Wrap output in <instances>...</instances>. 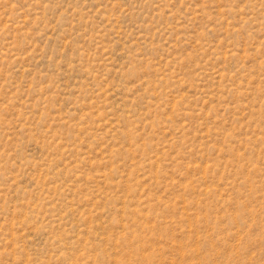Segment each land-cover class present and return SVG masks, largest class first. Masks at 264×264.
<instances>
[{"label": "rangeland", "instance_id": "1", "mask_svg": "<svg viewBox=\"0 0 264 264\" xmlns=\"http://www.w3.org/2000/svg\"><path fill=\"white\" fill-rule=\"evenodd\" d=\"M0 264H264V0H0Z\"/></svg>", "mask_w": 264, "mask_h": 264}]
</instances>
